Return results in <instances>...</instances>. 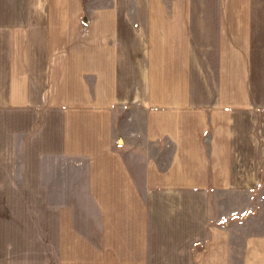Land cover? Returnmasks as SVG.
Here are the masks:
<instances>
[{
  "label": "crops",
  "instance_id": "1",
  "mask_svg": "<svg viewBox=\"0 0 264 264\" xmlns=\"http://www.w3.org/2000/svg\"><path fill=\"white\" fill-rule=\"evenodd\" d=\"M85 6L0 0V264H264V0Z\"/></svg>",
  "mask_w": 264,
  "mask_h": 264
},
{
  "label": "rangeland",
  "instance_id": "2",
  "mask_svg": "<svg viewBox=\"0 0 264 264\" xmlns=\"http://www.w3.org/2000/svg\"><path fill=\"white\" fill-rule=\"evenodd\" d=\"M110 4H111V0H85V5H86L85 7L87 9H91L93 7H108ZM127 115H128V113H127ZM137 116L138 117L136 120H138L139 128H141L142 127V116H143V114L141 112H137ZM145 149H147V148H145ZM156 154L159 155V152L156 151ZM161 159H163V158H160L159 161ZM160 162H161V164H164V160H161Z\"/></svg>",
  "mask_w": 264,
  "mask_h": 264
}]
</instances>
